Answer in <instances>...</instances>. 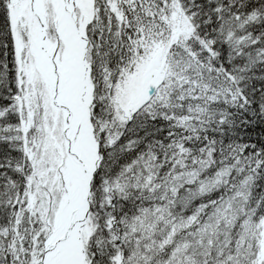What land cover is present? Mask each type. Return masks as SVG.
<instances>
[{"label":"snow or ice","instance_id":"snow-or-ice-1","mask_svg":"<svg viewBox=\"0 0 264 264\" xmlns=\"http://www.w3.org/2000/svg\"><path fill=\"white\" fill-rule=\"evenodd\" d=\"M0 264H264V0H0Z\"/></svg>","mask_w":264,"mask_h":264}]
</instances>
